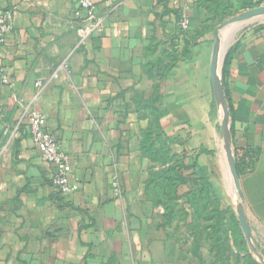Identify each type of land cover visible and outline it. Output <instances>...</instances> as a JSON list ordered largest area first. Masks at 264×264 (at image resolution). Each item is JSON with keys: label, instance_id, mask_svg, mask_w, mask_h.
<instances>
[{"label": "crops", "instance_id": "0c3cea01", "mask_svg": "<svg viewBox=\"0 0 264 264\" xmlns=\"http://www.w3.org/2000/svg\"><path fill=\"white\" fill-rule=\"evenodd\" d=\"M79 1L0 0V14L12 13L14 25L0 45L7 77L0 83V264H240L217 258L213 241H198L186 203L197 163L209 174L220 210L237 217L212 79L215 30L223 22L214 28L206 20L204 0H92L104 29L82 43L78 31L87 14ZM215 1L231 5V17L250 10L242 8L247 0ZM262 19L230 26L221 37L232 147L264 256ZM38 82L35 108L71 158L79 187L66 197L30 135L26 106ZM156 98L171 150L185 156L189 169L179 207L190 214L172 225L146 193L153 165L141 142Z\"/></svg>", "mask_w": 264, "mask_h": 264}, {"label": "trees", "instance_id": "16d2710c", "mask_svg": "<svg viewBox=\"0 0 264 264\" xmlns=\"http://www.w3.org/2000/svg\"><path fill=\"white\" fill-rule=\"evenodd\" d=\"M204 1H207L205 7L209 12L206 20H212L214 28L233 16L231 5L225 6L215 0ZM263 4L264 0H247L242 8L253 9ZM158 100L156 98L148 105L151 120L149 128L142 135L141 152L153 165L146 188L147 198L155 205L164 207V224L172 225L176 220L185 219L190 214L185 206L182 209L179 207V200L183 198L179 195V188L190 182V178L185 176L189 169L185 156L175 155L171 150L173 139L167 136L161 124L166 112L156 105ZM193 168L196 187L186 195V203L192 212V229L198 241H213L212 251L216 252L217 258H234L240 264H246V261L259 264L250 253L236 215L230 210H220V200L209 182L207 170L197 163ZM203 230L207 231L204 233ZM228 242L234 243L238 252L236 255ZM197 248L199 251L200 244Z\"/></svg>", "mask_w": 264, "mask_h": 264}, {"label": "built area", "instance_id": "2783aa9c", "mask_svg": "<svg viewBox=\"0 0 264 264\" xmlns=\"http://www.w3.org/2000/svg\"><path fill=\"white\" fill-rule=\"evenodd\" d=\"M79 8L86 12L87 18L79 35L84 43L93 34L103 32L104 26L102 19L98 18L96 7L92 0H80ZM183 33L189 31V21L184 19L180 22ZM14 29L12 13L0 14V45L6 43L9 35ZM0 83H7L4 70L0 71ZM42 83L36 84L39 92L31 104L26 106V113L30 124V135L34 144L39 149L43 160L52 167L51 181L54 187L60 192L62 197H66L76 192L79 187L73 181V164L69 155L62 149L57 138L48 130L47 118L39 109L35 108L41 94Z\"/></svg>", "mask_w": 264, "mask_h": 264}, {"label": "water", "instance_id": "95a60500", "mask_svg": "<svg viewBox=\"0 0 264 264\" xmlns=\"http://www.w3.org/2000/svg\"><path fill=\"white\" fill-rule=\"evenodd\" d=\"M261 18H264V5L245 11L237 16L231 17L230 19L224 21L221 25H219V27H217V29L215 30L216 43L212 59V79L216 102L219 109L223 112V121L221 125V132L224 140L223 148L228 157L231 173L237 190L235 209L237 212L238 221L240 223V227L244 234V238L249 247L250 253L261 264H264V256L260 253L257 247L253 232L251 230V226L248 221V217L245 212L244 197L241 191L240 177L237 169L235 153L232 147L231 118L222 78L225 43L223 41V38L221 37L223 31L230 26H236L238 24L245 25Z\"/></svg>", "mask_w": 264, "mask_h": 264}, {"label": "rangeland", "instance_id": "374dc122", "mask_svg": "<svg viewBox=\"0 0 264 264\" xmlns=\"http://www.w3.org/2000/svg\"><path fill=\"white\" fill-rule=\"evenodd\" d=\"M262 20H264V19H262ZM246 25H250V24H245L244 27H245ZM255 260H256L259 264H261L256 258H255ZM249 263H250L249 261H248V262L246 261V264H249ZM250 264H251V263H250Z\"/></svg>", "mask_w": 264, "mask_h": 264}]
</instances>
